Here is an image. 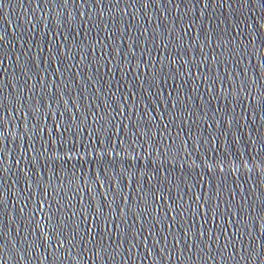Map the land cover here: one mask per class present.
Returning <instances> with one entry per match:
<instances>
[{"label":"water","instance_id":"95a60500","mask_svg":"<svg viewBox=\"0 0 264 264\" xmlns=\"http://www.w3.org/2000/svg\"><path fill=\"white\" fill-rule=\"evenodd\" d=\"M0 264H264V0H0Z\"/></svg>","mask_w":264,"mask_h":264}]
</instances>
